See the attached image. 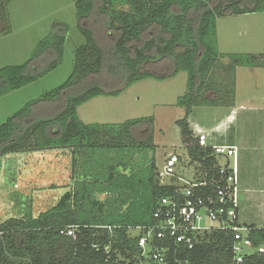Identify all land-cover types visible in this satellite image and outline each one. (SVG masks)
I'll list each match as a JSON object with an SVG mask.
<instances>
[{"label":"trees","instance_id":"obj_1","mask_svg":"<svg viewBox=\"0 0 264 264\" xmlns=\"http://www.w3.org/2000/svg\"><path fill=\"white\" fill-rule=\"evenodd\" d=\"M11 1L0 0V36L11 31L7 11ZM69 1L85 42L75 49L72 71L61 85L27 102L0 124V158L68 150L71 183L45 212L34 216L30 199H25V214L0 224V264H136L139 235L131 230L153 225L159 200L175 196L185 184L174 178L165 184L160 181L153 117L86 124L78 117V107L96 97L118 96L139 81L185 72L186 90L176 102L185 110L176 121L181 142L190 162L201 164L200 173L218 179L211 169L216 164L213 151L198 146L189 116L194 107L210 105L205 98L211 90L209 77L221 65L220 59L230 60L221 65L225 76L236 66L251 67L260 59L258 66L264 67V55L259 59L219 53L216 34L217 19L264 12V0ZM99 28L103 42L95 34ZM68 31L69 25L54 23L27 61L0 68V97L56 69L63 60ZM230 91L232 95V87ZM222 106L231 107L233 101ZM215 189L206 185L195 193L209 196ZM71 227L74 237L65 234ZM251 228V239L261 241L264 231ZM197 238L191 249L165 242L166 264H235L229 233L212 230ZM243 264H264V257H251Z\"/></svg>","mask_w":264,"mask_h":264},{"label":"rangeland","instance_id":"obj_2","mask_svg":"<svg viewBox=\"0 0 264 264\" xmlns=\"http://www.w3.org/2000/svg\"><path fill=\"white\" fill-rule=\"evenodd\" d=\"M7 11L11 31L0 36V68L27 61L35 45L47 35L54 23L69 25V31L62 63L56 69L0 97V124L27 102L61 85L72 71L75 49L85 42L77 29L74 4L69 0H12ZM218 25V45L222 55L252 54L259 59L264 55V12L222 17ZM100 29L95 30V34L103 42L105 38ZM229 62L228 58L220 59L221 65ZM255 62L257 64L251 67L236 66L227 76L220 64L214 68L209 77L211 90L205 96L210 105L194 107L189 121L210 126L215 119L228 113L223 103L230 100L236 106L243 104L248 108L247 102H253L254 110H239V120L232 125L236 134L238 131L239 139L234 143L240 149V155L247 153L257 159L259 155L264 156V148L251 152L249 142L264 146V67L258 66L261 59ZM230 78L233 85L227 86ZM186 83L185 72L162 80L150 78L139 81L118 96L89 100L78 107V115L86 124H117L129 119L153 117L154 158L158 172H163L164 160L175 152L182 158L177 164V176L190 182L197 177L199 168L187 157L176 125V121L185 115V110L176 102L185 93ZM230 87L233 88L232 95H229ZM244 145H247V151H244ZM220 162L224 164L225 159L221 158ZM69 171L68 150L9 154L0 158V224L9 218L22 217L27 211L25 199H30L29 209L34 216L49 209L62 195V188L71 183ZM254 172L257 179L260 171L256 169ZM259 179L258 185L261 184ZM52 185L57 188L51 189ZM131 232L138 234L135 230Z\"/></svg>","mask_w":264,"mask_h":264},{"label":"built area","instance_id":"obj_3","mask_svg":"<svg viewBox=\"0 0 264 264\" xmlns=\"http://www.w3.org/2000/svg\"><path fill=\"white\" fill-rule=\"evenodd\" d=\"M208 136L200 130L194 134L200 148L213 151L211 156L216 164L211 169L216 171L218 179H206L207 173L202 175L199 171L201 164L196 163L199 168L197 177L190 182L184 180L177 176V164L182 158L175 152L166 157L163 172H158L161 183L174 178L185 186L177 190L175 196L159 200L153 213V225L131 230L139 235L136 264H166L165 242L173 241L191 249L198 241V235L212 230L231 235L233 263L243 264L248 258L264 257V237L255 243L250 236L252 228L238 222L237 149L234 146L210 144ZM221 158L225 159L224 164L220 163ZM206 185H214L215 194L203 196L195 193L196 188ZM65 234L74 237V227L67 229Z\"/></svg>","mask_w":264,"mask_h":264},{"label":"crops","instance_id":"obj_4","mask_svg":"<svg viewBox=\"0 0 264 264\" xmlns=\"http://www.w3.org/2000/svg\"><path fill=\"white\" fill-rule=\"evenodd\" d=\"M222 18L217 19L216 21V34H217V47L219 53L218 43V22ZM241 105V104H240ZM246 108L243 104L241 106H236L233 102V106L225 107L224 110H227L228 113L222 115L223 117L217 118L214 120V124L210 126H201V123L191 122L188 119L189 127L193 134H196L199 130L209 134L208 141L210 144L221 145V146H235L234 140H238V131L237 134L234 130L232 122H238L239 120V110H254V103L247 102ZM223 110V111H224ZM78 113V109H77ZM79 117V115H78ZM83 122V121H82ZM217 135V136H216ZM217 140V142H215ZM233 141V142H232ZM248 144V143H247ZM262 145V144H261ZM258 143L249 142V148L251 152H259L260 148L263 149L264 146H261ZM156 146V145H155ZM247 145H244V151H247ZM237 149V179H238V222L241 225L254 227L256 229H264V156L259 155V159L252 158L250 154L240 155V149ZM259 159V160H258ZM221 163V162H220ZM256 169H259V176L261 184L258 185L257 174L254 172ZM253 179V181L251 180ZM243 217V219H242Z\"/></svg>","mask_w":264,"mask_h":264}]
</instances>
